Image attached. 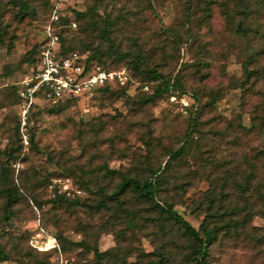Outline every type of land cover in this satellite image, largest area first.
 I'll use <instances>...</instances> for the list:
<instances>
[{
  "label": "rangeland",
  "instance_id": "rangeland-1",
  "mask_svg": "<svg viewBox=\"0 0 264 264\" xmlns=\"http://www.w3.org/2000/svg\"><path fill=\"white\" fill-rule=\"evenodd\" d=\"M26 1L21 11L12 0H0V244L8 256L0 264H96L82 242L107 253L104 264H146L158 259L159 249L173 257L166 264H193L181 253L190 242L178 229L171 242L158 235L143 219L146 204L133 195L122 200L136 213L134 225L126 215L116 216L114 202L97 207L105 197L100 187L111 193L121 179L105 166L131 174L146 157L164 167L170 151L184 144L186 152L172 161L169 175L171 184L186 182V191L176 190L183 196H176L175 208L193 226L211 212L210 191L214 207L221 199L225 207L249 202L245 229L210 245L209 264H264L263 202L254 190L259 182L264 189V0H102L97 12L69 28L70 36L100 43L99 21L107 12L114 20L111 43L123 52H141L145 69L177 76L186 95L176 101L164 95L146 105L141 97L151 92L95 91L80 101H39L23 127L18 91L32 72L53 6L73 18L74 10L95 4ZM252 169V185L241 191L235 182L244 183ZM7 186L19 195L14 228L4 220ZM40 228L44 236L37 235ZM49 235L57 240L55 248L36 247Z\"/></svg>",
  "mask_w": 264,
  "mask_h": 264
},
{
  "label": "trees",
  "instance_id": "trees-1",
  "mask_svg": "<svg viewBox=\"0 0 264 264\" xmlns=\"http://www.w3.org/2000/svg\"><path fill=\"white\" fill-rule=\"evenodd\" d=\"M95 4L89 6L86 11L74 10L75 17L71 18L65 15L61 11V18L59 20V25L61 28L58 33L60 34V55L70 53L72 51L80 52L86 62V71L89 72L95 66H101L108 71L121 70L127 68L131 76V80L125 85L114 84V85H103L96 91H101L103 93H120L122 95L131 96V92L147 93L141 97V105H146L150 102H156L164 95H176L180 100L185 94V90L181 87L180 79L175 76L173 79L168 78L162 73H160L155 68L145 69L143 64L145 62V56L141 52L132 53L131 51H121L114 43L110 41V31L114 25V20L111 19L110 15H107L102 19L103 28L100 33L101 41L98 44H94L91 41H81L78 42L74 36H70V27L72 23H76V26L83 19L89 18L90 13L97 12V5L102 0H94ZM13 4L19 6L21 11L28 8V3L26 0H12ZM55 5L53 6V9ZM52 9V10H53ZM102 9V8H101ZM242 17H247L248 11L247 6L243 11H241ZM94 24L98 23L97 19L92 16ZM91 23V22H90ZM47 25V23H46ZM46 28V26H45ZM86 28V27H85ZM83 29V31H86ZM237 30L244 33L246 28L242 26L241 23L237 25ZM45 41V37L39 44L38 54L42 44ZM105 44H108L105 47ZM126 61L128 63H126ZM33 69L32 72L26 77L32 76L38 67V57L32 59ZM127 64L128 67H122L121 65ZM248 71V66L245 65ZM25 77V78H26ZM153 84V85H152ZM147 85L149 90H145L144 86ZM118 88L114 90L113 88ZM153 87V88H152ZM179 88V89H178ZM18 99L20 101V95L18 92ZM84 99L80 96H74L69 98H64L57 102L62 101H80ZM44 104H50L49 101H42ZM177 103V102H176ZM179 104V103H177ZM146 148L150 151L149 142H146ZM186 152V144L180 146L177 149H172L170 151V159L166 162L164 167H155L149 158L139 159L136 164L137 171L135 173L125 174L120 169H111L105 166L107 174L112 176L119 175L120 181L115 186L111 193L106 194L103 187H100L102 194L105 195L97 203V207L106 208L114 202L115 212L117 217L127 216V221L129 225H134L136 223V213L131 210H127L124 206V201L122 197L128 195H133L136 199L143 201L146 204V209L148 216H143L144 221H151L153 226L157 228L158 235L162 237H168L169 242L173 240L174 232L176 229L180 231L183 238L187 239L190 243L188 244L187 252H182V259L185 262L193 264H209V247L218 239L220 236L229 234V236H237L245 229V224L249 219L248 208L249 205L248 198H246V204L243 207L238 205H223V199L218 207H214V199L212 196V191L207 193V198H209V209L211 212L207 213V217L201 222L200 226L196 228L190 221H188L183 214L180 213L175 208L177 204L176 196H183L178 193L177 189H182L186 191L187 187L184 183H174L171 184L170 171L174 166L172 161L178 160ZM169 171V172H168ZM256 173L252 169L251 172L245 175L244 183L236 181L235 184L241 189V191H246L252 185V178ZM254 190L258 193L263 206L260 209V213L264 216V189L262 190L260 182L254 186ZM6 201L4 203V220L6 225L10 228H14L13 217L15 215V210L13 208L14 203L19 199L17 190L13 189L12 186H7L4 188ZM61 201H66L65 196H58ZM224 198V197H223ZM75 205H81L79 201H72ZM111 202V203H109ZM120 212H122L120 214ZM245 212L243 217H236L239 213ZM125 213L124 215H122ZM209 218V219H208ZM146 224L143 222L141 228ZM82 245L88 249H92L96 257V264H104L103 258L107 253L101 252L96 246H91L88 243L82 242ZM185 251V250H183ZM180 252V251H179ZM159 257L156 260L149 261L146 264H166L172 260V255L164 253L163 250L159 249ZM0 259L7 260L8 256L5 253L2 245L0 244Z\"/></svg>",
  "mask_w": 264,
  "mask_h": 264
},
{
  "label": "built area",
  "instance_id": "built-area-1",
  "mask_svg": "<svg viewBox=\"0 0 264 264\" xmlns=\"http://www.w3.org/2000/svg\"><path fill=\"white\" fill-rule=\"evenodd\" d=\"M60 18L61 12L59 6H56L51 11L45 28V41L38 54L37 70L21 82L18 92L23 127L27 125L28 116L39 101L57 103L74 96L89 97L103 85H125L131 80L126 68L108 71L101 66H95L87 72L85 59L78 51L60 55ZM72 25L76 27L75 22ZM144 89L149 90V87L145 85ZM170 98L172 101L177 100L176 95H171ZM182 101L185 103L184 99ZM24 140L29 142L27 134L24 135ZM37 235L44 236V229L40 228ZM57 244L56 238L49 235L36 247L51 250Z\"/></svg>",
  "mask_w": 264,
  "mask_h": 264
}]
</instances>
